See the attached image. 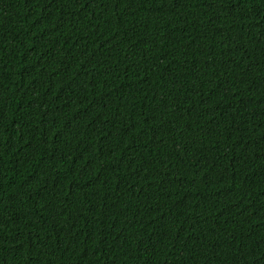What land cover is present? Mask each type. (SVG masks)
I'll list each match as a JSON object with an SVG mask.
<instances>
[{
  "label": "trees",
  "instance_id": "obj_1",
  "mask_svg": "<svg viewBox=\"0 0 264 264\" xmlns=\"http://www.w3.org/2000/svg\"><path fill=\"white\" fill-rule=\"evenodd\" d=\"M0 264H264V0H0Z\"/></svg>",
  "mask_w": 264,
  "mask_h": 264
}]
</instances>
